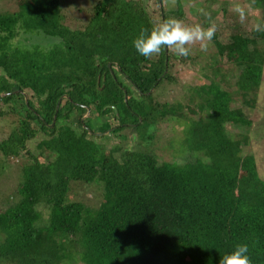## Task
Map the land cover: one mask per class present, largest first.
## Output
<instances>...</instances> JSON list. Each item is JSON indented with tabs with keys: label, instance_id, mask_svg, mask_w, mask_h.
<instances>
[{
	"label": "trees",
	"instance_id": "16d2710c",
	"mask_svg": "<svg viewBox=\"0 0 264 264\" xmlns=\"http://www.w3.org/2000/svg\"><path fill=\"white\" fill-rule=\"evenodd\" d=\"M63 1L7 0L0 6V102L6 105L0 117L18 118L0 141V153L28 154L18 201L0 210V264H143L155 239L138 231L137 216L144 202L154 205L162 193L177 229V243L162 264H219L239 244L248 245L252 264H264V180L254 156L243 155L227 131L228 124H251L231 107L232 91L212 80L198 87V98L188 94V110L199 115L187 119L184 144L192 158L183 163H159L132 150L120 161L98 140L133 128L143 145L155 144V126L171 114L167 106H183L159 102V92L174 89L170 70L188 56L164 48L146 59L133 41L141 31L181 20L184 2L196 8L211 0H175V9L166 7L169 0H154L162 5L156 18L146 0H97L83 22L65 15ZM210 26L208 20L203 28ZM230 39L235 92L254 106L263 72L260 48L241 34ZM211 41L217 72L227 46L216 34ZM38 133L43 137L35 153L26 143ZM241 172L245 191L233 192ZM94 180L102 184L98 206L69 199L71 183ZM40 204L49 209L43 226Z\"/></svg>",
	"mask_w": 264,
	"mask_h": 264
},
{
	"label": "rangeland",
	"instance_id": "374dc122",
	"mask_svg": "<svg viewBox=\"0 0 264 264\" xmlns=\"http://www.w3.org/2000/svg\"><path fill=\"white\" fill-rule=\"evenodd\" d=\"M97 0H64L63 10L66 16L72 18L81 17V22L89 17V12ZM133 5H139V0H127ZM7 0H0V6L6 5ZM203 2V0H201ZM191 2H184L183 11L185 16L181 19L186 25H203L209 20L210 28L215 29L214 34L218 36L221 44L226 45L223 53L219 56V71L215 72L211 67L213 56L216 55L217 48L213 41H206L207 47L202 49L197 43L192 46L191 53L185 59V63H176L171 68L172 76L175 78L173 90L165 88L166 91H160L157 100L159 102H168L175 104L180 102L183 106L180 110L169 107L170 115L164 121L156 125L154 129L155 144L149 143L143 145L142 140H138L133 128H125L120 132L106 133L104 138L98 139L102 142L107 153L112 154L118 160H122V153L126 150L141 151L152 154L160 163L162 161H171L183 163L192 158L189 149L184 144L187 119L189 116H198L188 110L187 97L193 92L195 98H198V87L208 84L212 80L227 90L234 93V101L231 107L243 111L245 117L251 122L249 126L238 127L231 124L226 126L230 136L242 146V154H251L254 156L257 172L264 180V0H211L209 3H202L200 7L190 8ZM146 7L149 13L154 17L158 8L162 5H156L154 0H146ZM167 8H174L175 0L165 1ZM112 6L114 4L112 3ZM4 8V7H2ZM8 8V7H6ZM4 8V10L6 9ZM192 10L196 12L192 13ZM232 34H241L253 40L263 58L262 81L256 94L254 106L244 102L243 97L235 92L237 71L233 63L235 51L230 39ZM155 57V56H153ZM176 59V57H174ZM180 57L176 60L179 61ZM236 93V94H235ZM198 96V97H197ZM197 101V100H196ZM176 107V106H174ZM0 108L6 110V105L0 102ZM196 109L195 105L191 107ZM198 112V111H197ZM87 114L83 115V118ZM77 118L75 116L73 119ZM18 122V118L12 115L0 117V141L5 139L11 129V124ZM32 126H36L31 123ZM43 137L42 133L36 134L26 143V149L35 152V144ZM36 153V152H35ZM25 151L18 156L5 157L0 153V210L8 208L18 201L16 187L21 176V166L28 162ZM39 160L42 158L39 157ZM241 172L240 176L233 184V192L245 191V177ZM257 185H253L256 187ZM102 184L99 180L88 183H71L68 197L72 201H83L91 206H98L103 199ZM42 213L44 222L39 224L43 226L48 217L49 209L40 204L37 207ZM172 206L162 193L156 197L154 205L148 202L142 204V209L137 216L139 225L138 231L141 234H151L155 243L153 248L148 251L143 264H162L165 253L173 249L177 243V229L173 230L170 221ZM60 256L57 255L56 259Z\"/></svg>",
	"mask_w": 264,
	"mask_h": 264
},
{
	"label": "clouds",
	"instance_id": "9594fccd",
	"mask_svg": "<svg viewBox=\"0 0 264 264\" xmlns=\"http://www.w3.org/2000/svg\"><path fill=\"white\" fill-rule=\"evenodd\" d=\"M214 27L205 30L199 24L186 25L179 19H170L153 28L150 33L141 31L133 41V45L141 56L151 59L158 56L164 48L175 51L179 56L187 57L192 46L199 43L202 49L207 47L206 41L212 39ZM248 245L239 244L235 249L223 257L219 264H252L249 257Z\"/></svg>",
	"mask_w": 264,
	"mask_h": 264
},
{
	"label": "water",
	"instance_id": "95a60500",
	"mask_svg": "<svg viewBox=\"0 0 264 264\" xmlns=\"http://www.w3.org/2000/svg\"><path fill=\"white\" fill-rule=\"evenodd\" d=\"M108 66H109V64H108ZM24 97H25V102H26V100H27V96L24 94Z\"/></svg>",
	"mask_w": 264,
	"mask_h": 264
}]
</instances>
